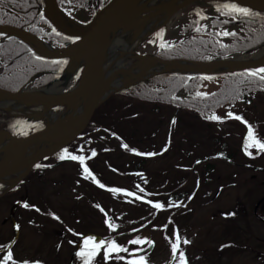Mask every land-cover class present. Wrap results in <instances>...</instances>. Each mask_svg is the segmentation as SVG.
Here are the masks:
<instances>
[{
  "label": "rangeland",
  "instance_id": "374dc122",
  "mask_svg": "<svg viewBox=\"0 0 264 264\" xmlns=\"http://www.w3.org/2000/svg\"><path fill=\"white\" fill-rule=\"evenodd\" d=\"M203 5L208 6L206 2ZM182 12L184 13V11ZM85 17L87 16L84 15L83 18ZM184 22L185 19L181 14L176 17L172 15L171 21L166 24L171 32V38L180 36L177 32L185 25ZM140 43L136 46L138 47L136 48L137 52L151 55L152 46L148 45L151 42ZM219 86L218 79H211L204 81L201 89L210 92ZM158 107L160 111L154 109L153 105L147 102L127 99L125 96H114L96 112L95 119L98 120H96L98 124L95 125L98 126L89 130L88 134H85L86 136L84 135L85 140L79 139L74 143V145L87 144L89 148L91 147L78 156H83L84 162H91V157L98 156L95 160L101 161L102 165H98L96 161L90 163V168L94 172H102L103 177L106 170L105 162L109 158L111 160L118 156L115 161L121 171H118L117 176L106 173L104 180L106 185L99 182L92 174L84 173L78 160L73 161L72 164L57 166L54 173L51 172L44 176L48 178L44 185H48L57 177L60 184H62V179L72 183L82 180L93 191H98L83 192L81 187L76 185L79 200L86 201L85 208L80 206V202L67 200L68 202H63L64 212L59 214L60 208H56L53 202H43L46 192L39 190L38 185L35 186V184L41 186L42 183H39L33 176L12 191L7 199L0 201V239L4 241V243H0V259L3 260L8 248L12 247L14 242L19 241V245L10 250L12 260H15L17 264H21L27 258L32 259L31 257L34 256L42 259L44 263H52L50 257L53 256L52 246L54 244L49 245L48 242H45L40 253L37 250L34 251L41 234L37 233L34 226H29L33 222L31 220L36 218L38 222L43 221L45 226L51 227L52 225L51 230L61 229L62 234L68 237V242L71 241L70 245L79 244L80 241L73 238L70 232L73 231L79 235L81 232L88 231L87 217L84 216L92 213L89 205L91 203L92 207L99 208L103 216L93 214L94 216L89 218L92 226H99L103 219L106 217L108 219L103 229L105 233L101 235L103 239L113 240L118 245L131 249L128 253H136L150 244L149 248L152 246L153 249L151 254L148 253L150 257L146 260L148 264H166L174 254L172 252L173 243L178 244L173 264H179V252L184 253L185 264H209L210 258L212 264H215L217 259L220 260L219 264H264V151H258L254 146L245 149L247 126L234 118L241 116L243 119H247L256 138L264 142V97L255 99L252 104L247 105L239 102L228 109H220L215 112V115L221 119L216 120L214 125L210 124L209 130L203 125L213 120L204 122L196 116L197 113L194 110L190 111L196 115L184 111L177 112L178 125L170 130L172 111L165 106ZM229 112L234 114L233 117L227 116ZM22 116L29 117L30 114L26 113ZM100 125H104L109 130ZM187 126L194 131L188 130ZM99 129L103 130L97 132ZM133 130L136 131V135L140 139L139 142H134L135 139L125 140L123 138L126 135H131ZM140 144L143 149L150 148V150L153 149V152H158L169 144V149L163 156L149 161L140 171H144L145 176L150 179L151 186L147 188L150 190L149 196L151 195L153 200L164 198L167 193L169 196H172L173 193L178 196L185 192L189 197L193 196L191 200L188 197H177L176 203L172 204V207L181 209L177 214L171 213L175 210L171 209L167 202L160 208L168 212L155 213L152 210L154 204L150 199L151 196L148 198V202L151 201L149 203L151 213L147 219L143 217V212L135 210L140 208L138 203L132 202L134 206L122 207L125 199L132 196L123 192L127 186H130V180L122 177L120 172L128 170L127 166L131 162L128 155L134 154H131L129 146H140ZM82 147L85 148V146ZM94 148L100 151L115 152H112L110 156L106 155L104 159V156H101L102 152L94 154ZM126 150L127 152H125ZM187 150L194 151L186 154ZM213 150L231 152L235 155H233V163L219 160L208 161L211 170L213 164L215 166L213 171L207 175L204 169L207 164L195 165V162L197 158H202L208 152L212 153ZM246 151L249 154H246ZM256 153L257 156H255ZM119 154L121 155L119 156ZM200 177L202 181L198 184ZM131 179L138 181L137 178ZM101 184L104 187H100ZM174 188L179 191H174ZM111 189H120L121 191H111ZM164 192H167L166 195H161ZM131 195L144 199L143 196L136 193H131ZM26 198H29L28 203L24 201ZM17 199L23 200L25 205H28V210H23V207L19 208L12 219L10 214L13 211V203ZM59 200L63 201L61 198H56L54 202L58 203ZM69 204H71L72 214L67 206ZM36 207L39 208L40 213L34 212ZM121 210L124 212L123 219L125 221L123 222L119 221L116 216L118 213L122 214ZM76 213L79 214V217L85 218L78 225L70 217ZM20 215L24 217L22 221L19 220ZM38 215H42V217H38ZM119 216L121 217V215ZM109 224L115 225V228H110ZM232 225L235 228L234 231ZM246 227L249 228L248 231ZM97 229L93 231L97 232ZM235 233H239L238 237L236 240H232ZM137 238L142 243H129ZM185 240L189 243L185 244ZM56 241L58 240L56 239ZM226 244H233V251L227 249L226 254H220L219 247ZM44 246L46 247L43 250ZM61 247L60 252L63 251V253H57L61 256L59 258L57 255L52 258L56 259L54 264H64L73 249L69 250V247L65 245ZM22 252L24 253L23 258ZM115 256H109L108 262L116 259L120 264H124L118 259V255ZM12 260H9L7 264H12ZM31 262L29 264H32Z\"/></svg>",
  "mask_w": 264,
  "mask_h": 264
},
{
  "label": "water",
  "instance_id": "95a60500",
  "mask_svg": "<svg viewBox=\"0 0 264 264\" xmlns=\"http://www.w3.org/2000/svg\"><path fill=\"white\" fill-rule=\"evenodd\" d=\"M133 1L111 0L96 14L84 29L72 31L58 22L59 11L56 0H47L46 7L44 8V14L47 19L62 34L79 39L78 43L73 47L59 53L46 51L39 44L38 40L27 32L11 27H0V32L25 38L23 40L29 43L35 52L45 58L72 59L81 57L83 60L82 71L77 85L62 95H52L42 98L34 97L35 94L26 95L17 93L12 95L19 100H26L31 103V106L42 107L43 110L49 107H63V110L59 117L51 122L48 121L42 130L30 134L23 139H17L7 132H0V135L4 134L10 138L11 144L17 143L19 145L18 149L15 150V154L12 156L18 163L14 166L0 165L1 183H9L12 186L22 180L36 163L46 157H51L76 139L87 126L94 111L109 96L146 80H131L124 85L116 87L112 81V77L116 72L107 74L103 64L107 40L116 32V27L120 23L122 15ZM197 1L201 0H184L179 2L175 5V10L183 9ZM231 1L250 10L264 13V0ZM32 44L36 45L37 48H34ZM159 64V69L149 75L150 77L156 74L186 73L189 71L203 75H215L249 70L255 66L247 63L226 68L206 69L204 65L188 61H159ZM80 105H82L80 107L81 111L75 113Z\"/></svg>",
  "mask_w": 264,
  "mask_h": 264
},
{
  "label": "bare ground",
  "instance_id": "6f19581e",
  "mask_svg": "<svg viewBox=\"0 0 264 264\" xmlns=\"http://www.w3.org/2000/svg\"><path fill=\"white\" fill-rule=\"evenodd\" d=\"M182 1L184 0H134L131 3L129 8L122 15L121 21L116 27V32L107 40L104 50L103 64L105 70L107 71V74H110L114 71L116 72V74H114V76L112 77L114 86L119 87L131 80L136 81L146 79L145 81L139 83L142 84L153 79L149 75L155 73L156 70L159 69L158 66L160 65V59L158 57L152 58L150 56L142 57L138 55L136 49L138 47L136 46H138L140 42L146 40L155 30H158L162 25L169 23L174 12L177 13L175 14V17L178 16V13L182 11V8L179 10H175V5ZM58 22L69 30H82L74 25L71 20L62 15L58 16ZM22 39L25 38L22 37ZM32 46L34 48H37V46L34 44H32ZM42 46L45 47L47 51H50V49L45 45L42 44ZM68 49L69 48L66 47L59 52L66 51ZM12 52L18 53L19 51ZM15 55H11L7 58H0L1 129L4 130L7 128V125L2 122H12L14 126H20L18 118L26 113L30 114V118H26L31 121H37L36 118L41 117H44V119L49 122L53 121L60 116L62 110L58 112L51 111V107L43 110L40 109L39 106H31V103L27 102L26 100H19L12 95L17 93L29 95L31 93L35 94L34 97L36 98L48 97L52 95H62L64 90H69L71 88V82L75 78V76H80L78 72L83 66L82 58L76 57L72 59H66L64 65L67 62V66L63 71L62 77L58 81H55L43 88H39L38 90H29L28 88H25V84L14 81L8 77V70L12 68H19L22 65L20 60H15ZM231 61H234L233 64L236 63V65H244L246 63H249L255 66H262L264 62V47L254 55L244 54L241 55V57H236L235 60ZM229 66L232 65L221 64L220 68H226ZM204 68L210 69L213 67L205 66ZM45 75L47 74L39 73V76ZM81 106L82 105H80L79 108L76 109L75 113L81 111ZM86 129L87 126L81 133H83ZM10 135L16 137L17 139H23L21 133H14ZM18 147L19 145H17V143L11 144L10 138L5 136L4 134H1L0 165H16L18 162L14 160L12 156L15 154V150H17ZM51 165L52 166L49 170L44 171H41L33 166V168L22 180L18 181L12 186L9 183L0 182V201L7 199V196H9L12 191L16 190L20 185H22L26 180H29L32 176L34 179H37L39 183H42L41 186L39 184H35V186L38 185L39 190L46 192L43 202H53V204L57 205L73 200L78 195V193L76 192V185H79L83 192H94L89 187V185L84 183L83 181L72 183L65 182L62 179V184H60L57 177L54 181H50L48 185H44L45 180H48V178L44 176L50 174L51 172L54 173L56 171V167L60 166L56 164ZM56 198H61L63 199V201L59 200V202L56 203L54 202V199ZM24 201L28 203L29 198H26ZM24 201L21 199H17L13 203V211L10 214V217L19 208L25 207Z\"/></svg>",
  "mask_w": 264,
  "mask_h": 264
},
{
  "label": "trees",
  "instance_id": "16d2710c",
  "mask_svg": "<svg viewBox=\"0 0 264 264\" xmlns=\"http://www.w3.org/2000/svg\"><path fill=\"white\" fill-rule=\"evenodd\" d=\"M67 1L76 7H88L96 0ZM58 2L60 3V0ZM41 5V0H0V24H10L27 29L37 37H46L56 44L64 46L70 39H67V37L59 34L57 31L53 32L54 28L47 20L43 18L42 21L47 27L52 29L50 33H46L43 28L37 27L41 19L36 18V11ZM244 18L247 17L245 16ZM246 21H249L250 33L245 38L235 37L232 43L226 48L220 47L218 40L214 36L204 38L193 34L182 45L164 50L157 54V57L162 60L188 59L207 61L208 57L206 55L208 51L212 52L215 56H222L236 51H247L250 47L262 40L259 33L254 30V25L251 23L252 21H257L264 24V16L257 17L256 20L247 18ZM12 51L19 52L13 53ZM11 55H15V60H20L22 65L19 68L8 70V77L23 84L35 74L48 71L44 68L54 70L55 68H59L60 64V61L45 60L42 58L37 59L31 54L28 47L16 39H12V41L0 46V58H7ZM241 73L245 72L217 76V78L221 79L220 86L213 92H206L201 89L205 77L195 76L191 78L180 75H161L135 86L128 91H123L121 94L137 99L138 101L147 102L153 105L156 110L159 109L158 106H165L170 111H172V108H181L187 109L188 111L194 110L202 117H206L209 116L213 109L218 110L227 104L238 101L251 103L256 98H262L261 94L264 92V81H260L257 77L241 76ZM45 77L36 79L35 84L37 86L42 85ZM53 77L55 76L53 75ZM197 92L205 93L206 95L197 96ZM96 120L95 116H93L91 123H94ZM203 127L208 130L210 129L209 124H204ZM218 155H224L233 160L235 153L221 152ZM121 257L124 258V256Z\"/></svg>",
  "mask_w": 264,
  "mask_h": 264
},
{
  "label": "snow or ice",
  "instance_id": "6c2138e0",
  "mask_svg": "<svg viewBox=\"0 0 264 264\" xmlns=\"http://www.w3.org/2000/svg\"><path fill=\"white\" fill-rule=\"evenodd\" d=\"M216 7H217V11L221 12L222 15L231 16L233 19H236L238 16L253 15V13H251L248 8L240 7L238 4H236L234 2H225L223 4L217 5ZM197 15L200 16L201 19L205 18L199 12L197 13ZM41 19H43V17H41ZM197 30H199V29H197ZM53 32H55V29H53ZM162 35H163V29H161L160 32L157 33L158 37H162ZM216 35L217 36H230V35L234 36L235 33H230L228 31H221V32H217ZM67 39H71V38L68 37ZM159 46L161 48L171 47L170 45H167L164 42H162ZM220 47L223 48L226 46L221 44ZM36 58L40 59V57H36ZM60 63H62V62H60ZM240 75L245 76V77H258L260 81H264V68H259V69H255V70H248L247 72L241 73ZM196 95L197 96H204L206 94L201 93V92H197ZM233 115L234 114L232 112L227 113L228 117H233ZM234 118L241 121L242 123H244L247 126V135L245 136V149L247 150L248 147L254 146L258 151H264V142H262L261 140L256 138L251 125L248 124V122L245 121L243 119V117H241V116H235ZM208 119L220 120L221 117L216 116V115H212V116H209ZM173 122H175V121H173ZM125 147H126V145H125ZM246 154H249V153H247V151H246ZM148 155H151V153H148ZM66 156L68 158H70L71 160H78L80 162L81 166L82 167L84 166V157L83 156L71 155V154H68L67 151L65 150V152L62 153L59 158L64 159ZM83 170H84V173H86L87 175H91L88 168L83 167ZM86 178H87V176H86ZM100 187H104V185L101 184ZM111 191H117L118 192L121 190L120 189H111ZM129 195H131V193H129ZM149 203H151V201H149ZM25 207H28V205L26 204ZM153 207L158 209L161 207V205L157 203V204H154ZM229 215H231V213H229ZM106 223H107V221H106ZM109 227L115 228V225L109 224ZM82 240H83V244L80 247V250L76 252V255L83 259V264H91L93 257L96 256L97 252L101 249V247H103V249H104L103 256H104L105 260L108 259L109 254L112 252L126 251V249L122 248L120 245H118L113 240H107L106 241L104 239H100L97 242L96 238L93 236H85L82 238ZM70 243H71V241H70ZM129 243L139 244V243H142V241L139 238H137L135 240L129 241ZM148 243H151V241H148ZM184 243L187 244V243H189V241L185 240ZM177 250H178V244L173 243L172 244V252L175 254V253H177ZM118 259H123V257H118ZM9 260H12V253L10 251L7 252V254L4 256L3 260H0V264H7V262ZM12 264H17V262L15 260H12ZM22 264H28V261H23ZM33 264H39V262L38 261L33 262ZM128 264H143V259L141 258V260H139V261L130 260L128 262ZM179 264H185L183 252H179Z\"/></svg>",
  "mask_w": 264,
  "mask_h": 264
},
{
  "label": "flooded vegetation",
  "instance_id": "af4514ba",
  "mask_svg": "<svg viewBox=\"0 0 264 264\" xmlns=\"http://www.w3.org/2000/svg\"><path fill=\"white\" fill-rule=\"evenodd\" d=\"M91 226H92V224H91ZM92 227H94V226H92ZM98 227V226H97ZM70 233H72V232H70ZM77 235V234H76ZM71 256H72V254H71ZM71 256H70V258H71Z\"/></svg>",
  "mask_w": 264,
  "mask_h": 264
}]
</instances>
